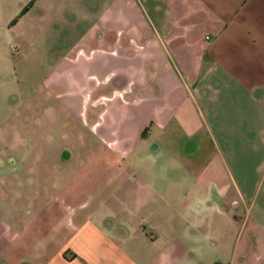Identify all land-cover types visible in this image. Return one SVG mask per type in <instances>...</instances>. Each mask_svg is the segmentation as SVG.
<instances>
[{
	"label": "crops",
	"instance_id": "crops-1",
	"mask_svg": "<svg viewBox=\"0 0 264 264\" xmlns=\"http://www.w3.org/2000/svg\"><path fill=\"white\" fill-rule=\"evenodd\" d=\"M104 2V40L48 74L82 126L57 193L5 202L0 264H264V0Z\"/></svg>",
	"mask_w": 264,
	"mask_h": 264
},
{
	"label": "rangeland",
	"instance_id": "rangeland-1",
	"mask_svg": "<svg viewBox=\"0 0 264 264\" xmlns=\"http://www.w3.org/2000/svg\"><path fill=\"white\" fill-rule=\"evenodd\" d=\"M107 5L104 0H0V221L7 214L4 209L7 201H26L57 193L50 187L54 178L48 169L63 163L62 149L70 152L71 125L75 132L82 126L71 124L70 119L54 109L47 112L54 99V92L46 87L51 79L48 74L67 55L71 56V47L73 51L75 48L89 51L90 46L100 45L104 38L98 26ZM35 106L44 107V116L39 114L43 112L40 109L36 116ZM53 128L61 132L57 138L52 137ZM88 143V147L94 144ZM22 148L26 154L32 153L23 154ZM206 157L204 154L199 158L207 162ZM81 161L77 158L71 163L70 158L65 164L79 167L83 174L88 165ZM38 183L43 187L36 188ZM207 188L209 196L217 192L214 186ZM177 194L183 195L185 190ZM204 194L205 191L200 193ZM231 199L228 196L222 199L220 208L233 221V210L238 209L231 208Z\"/></svg>",
	"mask_w": 264,
	"mask_h": 264
}]
</instances>
